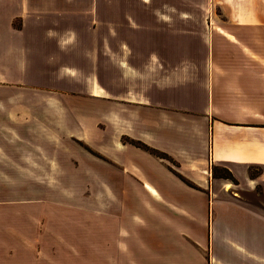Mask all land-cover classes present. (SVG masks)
I'll return each mask as SVG.
<instances>
[{
  "label": "crops",
  "instance_id": "crops-1",
  "mask_svg": "<svg viewBox=\"0 0 264 264\" xmlns=\"http://www.w3.org/2000/svg\"><path fill=\"white\" fill-rule=\"evenodd\" d=\"M52 1L0 0V86L10 85L16 75L22 76L17 85L36 75L31 22L39 10H51ZM215 1L223 22L207 26L205 44L164 33L144 39L151 31L135 36L130 45L141 52L147 47L148 62L166 54L167 62L174 59L175 64L141 78L139 93L83 98L108 102L106 130L81 118L79 111L86 105L65 101L59 109L50 107L47 100L53 93L41 86L29 87L30 103L25 105L10 98L8 104L0 101V174L10 165L6 156L15 159V144L37 147L48 142L53 122L58 124L53 113L59 110L63 142L74 136L106 150L102 138L107 132L116 136L107 145L108 165L79 149L76 161L66 162L77 175L95 178L93 199L97 191L100 197L108 192V199L101 200L98 211L94 208L98 220L70 215V210L59 217L55 229L76 241L77 258L63 247L42 248L55 264H79V257L92 264H264V0ZM15 18L22 24L17 30L12 27ZM5 34L9 40L4 41ZM194 47L196 53L190 50ZM182 53L189 63L175 62ZM17 87L11 96L18 97ZM63 94L64 100L82 98ZM6 118L11 122L6 124ZM26 130L30 135H21ZM43 149L53 152L52 141ZM12 167L21 169V164L12 162ZM4 262L1 258L0 264Z\"/></svg>",
  "mask_w": 264,
  "mask_h": 264
},
{
  "label": "rangeland",
  "instance_id": "rangeland-1",
  "mask_svg": "<svg viewBox=\"0 0 264 264\" xmlns=\"http://www.w3.org/2000/svg\"><path fill=\"white\" fill-rule=\"evenodd\" d=\"M56 1L62 2L63 7H59L57 3L55 5ZM52 3L51 10H39L36 22H31L35 27L31 35L37 41V53L32 63L37 68L36 75L31 79L27 77L19 85L17 83L22 76L12 77L10 85L0 86V101L8 104L10 98L16 104L25 105L30 103L29 87L41 86L53 93V99L47 100L48 104H52L50 107L59 109V105L65 101L86 105L79 111V115L86 121L100 123L101 130L107 129L104 127L103 116L107 113L108 102L83 98L95 94L111 99L125 98L126 93L132 94L134 90L140 92L141 78H146L157 70L162 71L164 67L167 70L169 66H173L174 59L173 63L167 62L166 54L163 59L152 57L148 62L147 47L141 52L130 45L136 39L135 36L142 31H151L144 39L154 40L156 35L164 33L205 44L207 26L223 22L215 0H53ZM20 21L15 18L12 24L14 30L21 28ZM3 38L4 41L9 40L6 34ZM195 48L190 50L196 53ZM179 61L183 65L185 61L189 63L183 53L175 60ZM27 72L26 69V74ZM16 86L20 90L18 97L11 96L18 92ZM63 92L72 93V96L80 95L82 98L64 100ZM37 103H41L40 100ZM53 114L59 125L53 122L54 133L51 134V140L46 136L48 142L37 147L33 144H15L18 149L13 152L15 159L8 154L10 157L6 156V162L10 165H6V169L0 174V259H5L4 264H29L30 261L34 263L37 260L55 264L53 256L41 253L44 247H63L68 252L67 255L77 258L76 241L65 237L68 233L63 237L56 231V221L67 210L72 211L68 212L70 215L81 213L88 219L98 220L100 217L94 212V208L98 211L101 200L108 199V192L100 197L98 191L97 198L93 199L91 184L95 178L77 175L76 171L67 169L66 162L76 161L74 158L78 156L79 149L81 153L108 165L107 145L110 140L115 139V134L110 136L107 132L102 138L106 150L88 146L89 144L78 141L74 136L70 141L63 142L60 138L64 136L60 130L62 113L59 110ZM23 115L20 116L24 117ZM22 117L21 122L24 120ZM10 122L6 118L5 123ZM70 124L74 126V123ZM26 127L28 128V124ZM34 130L35 127L32 131ZM21 135L30 134L26 130ZM42 137L44 134L40 140ZM50 141L53 152L43 149L49 146ZM122 141L130 143L132 140ZM52 156L57 158L52 160ZM12 162L20 163L21 169L13 168ZM95 168L101 172L105 169L98 165ZM150 195L160 199L153 190ZM83 197L86 199L84 203ZM189 201L196 202L193 198H189ZM103 210L107 214V208L103 207ZM105 243L107 247L108 241ZM105 257L108 256H103L104 259ZM68 258L71 259L70 256ZM65 259L64 262H68ZM78 262L92 264L83 261L81 257Z\"/></svg>",
  "mask_w": 264,
  "mask_h": 264
},
{
  "label": "trees",
  "instance_id": "trees-1",
  "mask_svg": "<svg viewBox=\"0 0 264 264\" xmlns=\"http://www.w3.org/2000/svg\"><path fill=\"white\" fill-rule=\"evenodd\" d=\"M130 144H132V145H134V146H136V147H138L144 151L149 152L150 154L156 156L157 158H160V159H166L167 158L166 155H164L163 153H160L154 149H151V148L147 147L146 145H143L142 143L131 141ZM226 178L231 179L232 177L227 175Z\"/></svg>",
  "mask_w": 264,
  "mask_h": 264
},
{
  "label": "bare ground",
  "instance_id": "bare-ground-1",
  "mask_svg": "<svg viewBox=\"0 0 264 264\" xmlns=\"http://www.w3.org/2000/svg\"><path fill=\"white\" fill-rule=\"evenodd\" d=\"M154 193V192H153Z\"/></svg>",
  "mask_w": 264,
  "mask_h": 264
}]
</instances>
